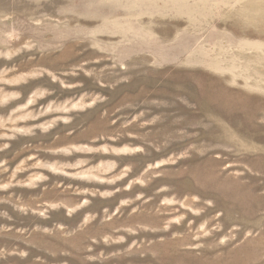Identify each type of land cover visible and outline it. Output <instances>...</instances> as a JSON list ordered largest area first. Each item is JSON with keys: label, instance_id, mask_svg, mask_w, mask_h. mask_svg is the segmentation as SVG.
<instances>
[{"label": "rangeland", "instance_id": "374dc122", "mask_svg": "<svg viewBox=\"0 0 264 264\" xmlns=\"http://www.w3.org/2000/svg\"><path fill=\"white\" fill-rule=\"evenodd\" d=\"M0 264H264V0H0Z\"/></svg>", "mask_w": 264, "mask_h": 264}]
</instances>
